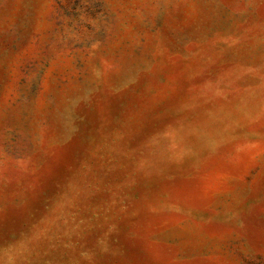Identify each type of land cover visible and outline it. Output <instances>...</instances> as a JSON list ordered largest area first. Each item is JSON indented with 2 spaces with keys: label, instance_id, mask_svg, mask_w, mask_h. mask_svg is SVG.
I'll return each instance as SVG.
<instances>
[{
  "label": "rangeland",
  "instance_id": "1",
  "mask_svg": "<svg viewBox=\"0 0 264 264\" xmlns=\"http://www.w3.org/2000/svg\"><path fill=\"white\" fill-rule=\"evenodd\" d=\"M0 264H264V0H0Z\"/></svg>",
  "mask_w": 264,
  "mask_h": 264
}]
</instances>
